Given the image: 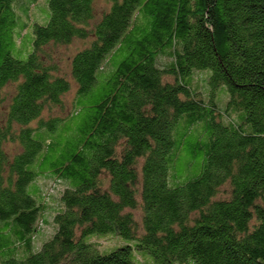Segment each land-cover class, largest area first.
Wrapping results in <instances>:
<instances>
[{
    "label": "trees",
    "instance_id": "1",
    "mask_svg": "<svg viewBox=\"0 0 264 264\" xmlns=\"http://www.w3.org/2000/svg\"><path fill=\"white\" fill-rule=\"evenodd\" d=\"M96 1L0 0V264H264V0ZM74 39L70 111L43 118L69 81L39 54ZM108 234L134 244L100 251Z\"/></svg>",
    "mask_w": 264,
    "mask_h": 264
},
{
    "label": "rangeland",
    "instance_id": "2",
    "mask_svg": "<svg viewBox=\"0 0 264 264\" xmlns=\"http://www.w3.org/2000/svg\"><path fill=\"white\" fill-rule=\"evenodd\" d=\"M44 4V14L47 15L46 10V0H39ZM40 3L37 6H34L29 8L28 13V19L29 20H36V22H41V12L42 10L39 8ZM40 9V10H39ZM109 9V3L106 0H97L94 5V12L96 19H99L100 16L107 12ZM41 11V12H40ZM18 40H16L17 44ZM89 44V39L87 40H78L74 39L71 43L68 45H52L48 44L44 46L41 49V52L39 54L41 62L45 66H53L55 71L53 72L57 76H61L69 81V90L62 95V104L63 108L62 110L54 109L50 111L49 113L43 112L42 116L43 118H46L47 116H61L63 113H68L70 111V103L73 99V96L75 94V86L74 84L69 80V60L71 56L77 52L78 50L84 49ZM195 81H199V78H195ZM14 84H7L1 94V100H0V121L4 119L5 111L7 109L9 97L13 95L14 92ZM217 102L221 104V100L219 97H217ZM220 106H225V102L222 103ZM219 106V107H220ZM221 108V107H220ZM222 109V108H221ZM31 126H34V124H31ZM3 150L8 156H12L19 152V147L16 143H5L3 145ZM202 159L196 158L193 160L188 154L182 156L179 161H177L174 165V167L171 169L172 172H175L179 177H183V181L192 180L195 176H197L200 171V165H201ZM35 186L41 191V193H44V198H47V200H44L47 205H51V207H54L57 205V199H58V191L62 189V185L56 182L53 179L43 178L36 181ZM34 181L29 183L26 187V192L29 195L33 194L34 191ZM136 219L139 218V211L133 212ZM44 219H46L45 225L41 227L42 230V237H46L49 232H51L50 229V217L49 214L46 212ZM99 237L92 238V241L95 242L99 248L100 251H107L110 248L117 245L119 242L115 238H117L120 241L121 245H133L134 242H129L121 237L114 236V235H96ZM49 237V236H48ZM47 237V238H48ZM47 238L40 241L37 240L36 243H39L38 246L41 245L42 242H44ZM113 250V249H112ZM111 251V250H110ZM108 251V252H110ZM106 252V253H108ZM136 261L139 264H153L150 259L147 257L142 256L141 254H135Z\"/></svg>",
    "mask_w": 264,
    "mask_h": 264
}]
</instances>
